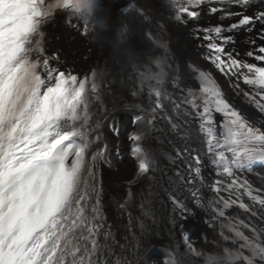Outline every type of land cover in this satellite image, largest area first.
I'll return each mask as SVG.
<instances>
[{"label": "snow or ice", "instance_id": "obj_1", "mask_svg": "<svg viewBox=\"0 0 264 264\" xmlns=\"http://www.w3.org/2000/svg\"><path fill=\"white\" fill-rule=\"evenodd\" d=\"M5 3L15 7L0 10V264H141L164 209L185 249L167 264H264V0H162L163 16L137 0H105L95 15V0ZM57 12L97 43L118 21L125 38L143 17L150 51L132 46L114 58L133 72L131 96L146 99L122 105L111 87L119 79L102 89L106 71L81 77L59 49L48 54L42 26ZM106 171L125 192L112 222ZM197 210L227 243L194 245L185 229Z\"/></svg>", "mask_w": 264, "mask_h": 264}, {"label": "bare ground", "instance_id": "obj_2", "mask_svg": "<svg viewBox=\"0 0 264 264\" xmlns=\"http://www.w3.org/2000/svg\"><path fill=\"white\" fill-rule=\"evenodd\" d=\"M120 2L121 4H127L129 0H113L112 3ZM137 2H144L151 7L154 15L163 16L165 15L164 9L160 7L162 0H137ZM135 9L132 12L135 13ZM67 13L57 12L53 20L42 26V30L45 32V47L48 54H56V50L62 56L64 64L68 65L70 71H75L81 77L84 75H90L93 70L106 71L108 75L105 77V82L98 83L102 89H106L109 85L106 83L109 79H119L120 83L113 84V96H118L122 101V105H132L141 102V99L131 96L132 83L127 79L128 76L133 75L131 69L127 71H121V61H118L114 56H124L125 51H130L132 46L138 47L141 52L147 53L150 51V43L147 41L142 32L147 30L148 25L143 24L141 21L143 17H134L129 21V33L126 37H131V41L128 44L122 43L119 35V21L117 22V29L112 32V35L108 37L107 43L101 46L85 36L79 30H74L71 26L66 23ZM152 30L160 35L159 30L155 28L154 19L150 21ZM134 29V34L132 32ZM109 31H112L109 29ZM162 39L168 42L170 45L173 44V39L170 35H162ZM201 66L209 72H212L213 76L218 80L221 87L225 90L229 101L236 107L240 108L246 114H251L252 110L246 105L239 97L232 94L231 89L225 83L224 78L207 62H202ZM193 83L194 81H189ZM106 103H115L111 97H106ZM124 113L134 111L132 107H121L120 109ZM217 121H221L222 117L220 114H216ZM127 117L125 116V123ZM219 131V128L217 129ZM124 173L128 172L127 163L120 166ZM247 177L254 183H259L258 179L251 173H246ZM106 183L109 184L107 191L104 195L105 211L108 215L109 222L114 221L116 210L114 201L125 195L119 182L115 180V177H109L107 171L105 172ZM247 202V198L245 197ZM159 208V205L156 206ZM135 211V209H133ZM235 211V209L230 210ZM198 216L194 219L190 226L186 227L185 231L188 233L189 238L192 240L194 245L204 251H211L214 249L216 244L224 245L225 242L220 236V229L216 227L209 228L207 224L203 222L201 217H204V213L197 210ZM138 214V213H137ZM167 209L160 212L161 223L157 225H151L148 235L143 239L142 244L147 245V252H144L140 256L141 264L145 261H149L150 264H167L170 258H174L173 252H184L183 247V236L179 231H174L170 236L168 232V225L166 217L168 216ZM123 229L117 230V236L121 235ZM194 264L196 258H192Z\"/></svg>", "mask_w": 264, "mask_h": 264}, {"label": "clouds", "instance_id": "obj_3", "mask_svg": "<svg viewBox=\"0 0 264 264\" xmlns=\"http://www.w3.org/2000/svg\"><path fill=\"white\" fill-rule=\"evenodd\" d=\"M104 2L105 0H95V4L98 6V8L96 10H94V15L96 14V12L99 9H102L104 7ZM113 0H109V3H112ZM15 7V5L9 4V3H5L3 5H0V10H2L4 12V14H7L8 12H10L13 8ZM91 23V21H89ZM106 32L109 31V29L105 30ZM108 40V37L105 35L101 38L100 41H98V43H102V44H106ZM131 41V37H125L123 39H121L122 43L128 44Z\"/></svg>", "mask_w": 264, "mask_h": 264}]
</instances>
